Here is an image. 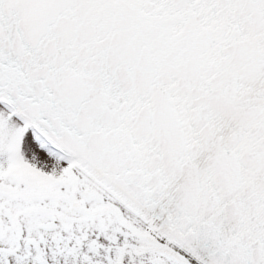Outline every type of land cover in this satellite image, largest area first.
Here are the masks:
<instances>
[{"label": "snow or ice", "instance_id": "obj_1", "mask_svg": "<svg viewBox=\"0 0 264 264\" xmlns=\"http://www.w3.org/2000/svg\"><path fill=\"white\" fill-rule=\"evenodd\" d=\"M0 264H264V0H0Z\"/></svg>", "mask_w": 264, "mask_h": 264}]
</instances>
